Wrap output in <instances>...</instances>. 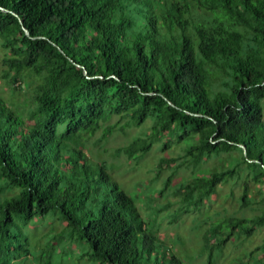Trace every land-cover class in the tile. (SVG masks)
Here are the masks:
<instances>
[{
    "label": "trees",
    "instance_id": "obj_1",
    "mask_svg": "<svg viewBox=\"0 0 264 264\" xmlns=\"http://www.w3.org/2000/svg\"><path fill=\"white\" fill-rule=\"evenodd\" d=\"M0 43L14 81L25 71L42 76L29 121L0 96V182L17 190L0 204V264L30 255L21 224L51 213L97 264H183L85 150L83 135L113 115L126 126L154 119L121 149L130 158L163 138L185 142L194 167L240 150L264 183V0H0ZM234 174L197 176L178 193L197 207ZM225 221L226 232L213 223L204 237L208 264L213 248L236 229L250 234L247 223L263 224L264 212Z\"/></svg>",
    "mask_w": 264,
    "mask_h": 264
},
{
    "label": "rangeland",
    "instance_id": "obj_2",
    "mask_svg": "<svg viewBox=\"0 0 264 264\" xmlns=\"http://www.w3.org/2000/svg\"><path fill=\"white\" fill-rule=\"evenodd\" d=\"M9 55L0 43V96L29 121L37 106L36 86L42 76L25 71L18 82L14 81L15 74L7 65ZM222 81H217L216 89L225 88ZM262 103L264 106V100ZM125 121L126 118L113 115L94 135H83L85 150L94 162L103 164L124 185L143 219L152 224V230L181 257L183 264H208L210 251L205 247L204 237L213 223H223L222 231L226 232L225 220L229 217L252 220L263 215L264 183L254 181L240 150L204 159L194 167L185 155V142L178 139L168 142L163 138L147 154L130 158L121 149L137 136L149 133L154 119L149 118L139 127L126 126ZM112 125L117 126L116 131L104 138L105 129ZM121 125H125V131L119 130ZM167 142L169 147H165ZM162 158L167 163L158 171ZM232 168L234 176L197 207L188 208L187 201L178 193L179 187L197 176ZM166 181L169 187H165ZM246 188L245 202L241 197ZM15 193L16 189L3 188L0 182V204ZM247 224L252 232L236 229L231 238L213 248L209 264H264V223ZM21 229L28 237L26 247L30 255L23 256L17 264H46V257L41 258L45 251H51L48 264H97L83 256V245L69 237L66 223L58 214L36 217L26 225L21 224Z\"/></svg>",
    "mask_w": 264,
    "mask_h": 264
},
{
    "label": "water",
    "instance_id": "obj_3",
    "mask_svg": "<svg viewBox=\"0 0 264 264\" xmlns=\"http://www.w3.org/2000/svg\"><path fill=\"white\" fill-rule=\"evenodd\" d=\"M26 33H28L27 30H26Z\"/></svg>",
    "mask_w": 264,
    "mask_h": 264
}]
</instances>
